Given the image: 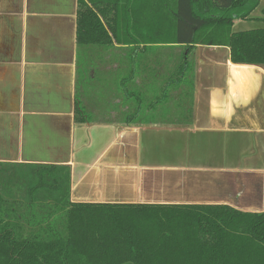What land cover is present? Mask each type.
Instances as JSON below:
<instances>
[{
    "label": "crops",
    "instance_id": "0c3cea01",
    "mask_svg": "<svg viewBox=\"0 0 264 264\" xmlns=\"http://www.w3.org/2000/svg\"><path fill=\"white\" fill-rule=\"evenodd\" d=\"M78 13V0H0V163L69 167L72 204L264 213V65L196 46L190 120L129 122L109 56L84 50L77 74Z\"/></svg>",
    "mask_w": 264,
    "mask_h": 264
},
{
    "label": "trees",
    "instance_id": "16d2710c",
    "mask_svg": "<svg viewBox=\"0 0 264 264\" xmlns=\"http://www.w3.org/2000/svg\"><path fill=\"white\" fill-rule=\"evenodd\" d=\"M83 1L104 37L78 41L77 74L92 64L82 63L84 50L109 56L117 98L134 107L129 122L190 120L196 46L227 47L235 65H264V29L233 30L259 0ZM84 113L77 109L78 121ZM0 264H264V213L72 204L69 167L0 163Z\"/></svg>",
    "mask_w": 264,
    "mask_h": 264
},
{
    "label": "rangeland",
    "instance_id": "374dc122",
    "mask_svg": "<svg viewBox=\"0 0 264 264\" xmlns=\"http://www.w3.org/2000/svg\"><path fill=\"white\" fill-rule=\"evenodd\" d=\"M90 10H93L91 8V6L83 1L80 0L79 3V13H78V18H79V42H92V43H96V42H100L102 41L101 38H99L98 35H96V29H94L96 27L95 20L93 21V19L89 20L88 18H86V13L90 12ZM84 20V25H83V29L81 26V23ZM104 23V34L107 33V29H106V25H105V21L103 20ZM86 28H89L86 31ZM252 29H264V0H259V4L257 6V8L252 11L251 15H250V19L248 20H242V21H236L234 23L233 26V30L235 32H239V31H248V30H252ZM95 35V36H94ZM131 109H129L130 111ZM117 113L120 114V118H127L126 117V113L125 112H119L117 111ZM129 115H131V113H129ZM117 117H119V115H116Z\"/></svg>",
    "mask_w": 264,
    "mask_h": 264
}]
</instances>
